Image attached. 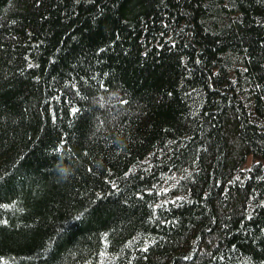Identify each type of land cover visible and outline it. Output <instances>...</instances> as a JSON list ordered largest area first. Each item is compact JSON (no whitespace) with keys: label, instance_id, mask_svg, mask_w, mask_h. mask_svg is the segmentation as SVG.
I'll return each instance as SVG.
<instances>
[{"label":"trees","instance_id":"obj_1","mask_svg":"<svg viewBox=\"0 0 264 264\" xmlns=\"http://www.w3.org/2000/svg\"><path fill=\"white\" fill-rule=\"evenodd\" d=\"M0 264H264V0H0Z\"/></svg>","mask_w":264,"mask_h":264},{"label":"clouds","instance_id":"obj_2","mask_svg":"<svg viewBox=\"0 0 264 264\" xmlns=\"http://www.w3.org/2000/svg\"><path fill=\"white\" fill-rule=\"evenodd\" d=\"M59 174L61 178L66 179L68 176L71 175V173L63 168L59 169Z\"/></svg>","mask_w":264,"mask_h":264}]
</instances>
